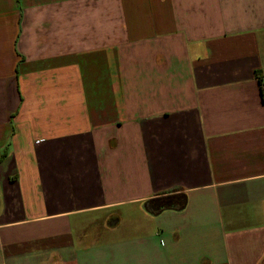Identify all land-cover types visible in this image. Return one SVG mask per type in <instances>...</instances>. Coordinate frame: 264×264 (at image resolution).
Returning a JSON list of instances; mask_svg holds the SVG:
<instances>
[{"label":"crops","instance_id":"1","mask_svg":"<svg viewBox=\"0 0 264 264\" xmlns=\"http://www.w3.org/2000/svg\"><path fill=\"white\" fill-rule=\"evenodd\" d=\"M0 264H264V0H0Z\"/></svg>","mask_w":264,"mask_h":264},{"label":"trees","instance_id":"2","mask_svg":"<svg viewBox=\"0 0 264 264\" xmlns=\"http://www.w3.org/2000/svg\"><path fill=\"white\" fill-rule=\"evenodd\" d=\"M186 205L187 196L182 193L156 198L147 203L148 209L153 214H158L165 210H183Z\"/></svg>","mask_w":264,"mask_h":264},{"label":"rangeland","instance_id":"3","mask_svg":"<svg viewBox=\"0 0 264 264\" xmlns=\"http://www.w3.org/2000/svg\"><path fill=\"white\" fill-rule=\"evenodd\" d=\"M129 217H130V216H128L127 219H129ZM126 221H127V220L125 219V222H126Z\"/></svg>","mask_w":264,"mask_h":264}]
</instances>
